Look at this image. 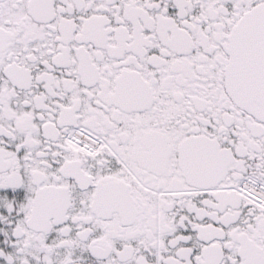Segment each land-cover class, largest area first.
<instances>
[{"label": "snow or ice", "instance_id": "1", "mask_svg": "<svg viewBox=\"0 0 264 264\" xmlns=\"http://www.w3.org/2000/svg\"><path fill=\"white\" fill-rule=\"evenodd\" d=\"M0 264H264V0H0Z\"/></svg>", "mask_w": 264, "mask_h": 264}]
</instances>
